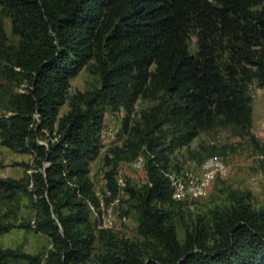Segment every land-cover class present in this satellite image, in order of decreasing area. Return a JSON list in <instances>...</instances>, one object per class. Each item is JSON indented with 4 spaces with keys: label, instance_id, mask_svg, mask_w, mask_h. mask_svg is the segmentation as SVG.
I'll use <instances>...</instances> for the list:
<instances>
[{
    "label": "trees",
    "instance_id": "1",
    "mask_svg": "<svg viewBox=\"0 0 264 264\" xmlns=\"http://www.w3.org/2000/svg\"><path fill=\"white\" fill-rule=\"evenodd\" d=\"M3 3L19 14V22L27 15L37 23L52 21L58 34V44L51 49L27 48L19 58L30 90L20 95L15 114L0 122L4 146L34 155V189L43 218L28 227L49 237L57 254L43 261L0 250V264L15 257L27 264H82L91 256L96 237L87 203L97 205L98 199L89 176L101 148L103 118L93 108L82 112L74 106L59 117L70 79L91 60L103 62L105 53L110 57L103 77L114 97L134 72L140 82L174 95L179 103L173 117L188 126L194 122L182 144L219 116L238 126L251 124L250 84L264 80V0H0ZM193 33L196 53L189 47ZM45 132L48 141L40 143ZM156 175L151 176L154 188L147 206L158 194L164 200L172 196L169 183ZM20 187L15 180H0V190ZM107 187L117 195L113 171L107 174ZM147 211L150 218L142 222L141 234L162 250L144 259L134 247L123 257L107 256L105 264H264V214L248 205H239L221 221L213 246L197 232L181 244L168 214Z\"/></svg>",
    "mask_w": 264,
    "mask_h": 264
},
{
    "label": "rangeland",
    "instance_id": "2",
    "mask_svg": "<svg viewBox=\"0 0 264 264\" xmlns=\"http://www.w3.org/2000/svg\"><path fill=\"white\" fill-rule=\"evenodd\" d=\"M31 17H22L19 22V14L8 3L0 4V122L15 114L20 95L30 90L18 66L24 51L43 46L51 49L58 44L56 25L52 21L37 23ZM189 47L192 53L198 51L196 33L191 34ZM102 57L103 62L91 60L70 79L66 101L59 111L61 117L73 106L82 112L90 107L103 118L101 148L90 165L89 176L98 204L87 203L96 241L90 258L82 264H105L107 256L123 257L134 247L144 259L160 252L157 241L141 234L142 222L150 218L147 208L168 214V224L175 228L181 244L188 234L197 232L208 246L219 240L221 221L239 205H248L252 211L264 214V80L254 79L250 84L253 115L249 126L228 123L219 116L182 144L194 122L188 126L173 117L178 99L162 87L140 82L136 72L114 97L103 77L104 69L111 65L110 57L106 53ZM151 69L155 71L156 66ZM45 133L46 137L38 140L40 143H47L49 133ZM210 158L222 160L229 173L215 181L207 197L176 201L172 196L164 200L158 194L146 205L154 188L153 173L171 187L172 181L166 175L199 172ZM137 162L144 168L136 169ZM111 171L117 182L116 196L107 187V174ZM35 172L34 155L4 146L0 136V180H15L21 186L0 190V250L17 256H40L48 261L57 254L53 243L28 227L36 226L43 218L40 198L34 189ZM108 209H112V228L105 222ZM8 264L27 262L15 257Z\"/></svg>",
    "mask_w": 264,
    "mask_h": 264
},
{
    "label": "built area",
    "instance_id": "3",
    "mask_svg": "<svg viewBox=\"0 0 264 264\" xmlns=\"http://www.w3.org/2000/svg\"><path fill=\"white\" fill-rule=\"evenodd\" d=\"M134 167L141 170L144 165L141 162H137ZM228 173L229 167L222 160L210 158L204 162L199 172L189 170L183 172L180 176H166L172 181V198L176 201H183L207 197L215 181L220 177H227ZM123 220L126 221V218ZM105 222L109 227H113L112 209L107 210Z\"/></svg>",
    "mask_w": 264,
    "mask_h": 264
}]
</instances>
